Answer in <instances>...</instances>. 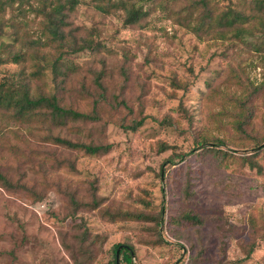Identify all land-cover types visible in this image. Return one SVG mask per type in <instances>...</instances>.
Masks as SVG:
<instances>
[{
  "label": "rangeland",
  "instance_id": "1",
  "mask_svg": "<svg viewBox=\"0 0 264 264\" xmlns=\"http://www.w3.org/2000/svg\"><path fill=\"white\" fill-rule=\"evenodd\" d=\"M114 1L81 0L70 18L102 48L69 53L59 96L91 115L101 95L97 118L52 131L105 153L42 142L47 128L0 111V173L12 184H0V264H74L84 250L79 264H113L118 243L131 264H264V149L253 151L264 140V27L217 26L229 2L252 15L251 0H138L146 15L134 26L96 17ZM208 12L215 20L200 25ZM20 68L1 66L0 78Z\"/></svg>",
  "mask_w": 264,
  "mask_h": 264
},
{
  "label": "trees",
  "instance_id": "2",
  "mask_svg": "<svg viewBox=\"0 0 264 264\" xmlns=\"http://www.w3.org/2000/svg\"><path fill=\"white\" fill-rule=\"evenodd\" d=\"M137 2L138 0H117L112 3L108 2L110 4L108 8L100 5L93 8L98 10L96 16L98 18L104 14L116 12L117 14L114 15L121 19L123 26H134L146 15L141 11ZM80 3L81 0H0V67L6 64L21 66L18 71L11 70L0 78V111L9 113L8 117L15 123L21 125L39 123L43 129L47 128L46 134L40 137L42 142H50L55 147L66 151L97 155L105 153L109 146L73 142L65 137L52 134L54 129H61L69 124L78 128L86 122L95 120L97 118L95 110L98 111L99 104L103 102L101 95L98 99L94 98L92 114L87 115L62 104L63 99L59 96L61 91H66L69 74L73 73L74 66L68 59L69 53L83 50L97 52L102 48L100 42L94 43L74 34L77 31L72 28L70 18L75 15ZM250 4L248 9L253 11L252 15L244 13L245 9H238L229 2L224 13L219 16L220 21L217 26L224 27L225 31L235 32L234 36L243 33L245 31L243 25L249 24L254 18L260 20V25L264 27V0H251ZM28 14L33 15L37 27L33 38L30 37V39L28 33L25 36L21 32L28 20ZM213 18L212 13L208 12L200 17L198 23L201 25L204 20ZM8 30L10 33L6 35ZM244 35L248 36V33L245 31ZM4 38L7 42L3 41ZM28 52L31 53L29 59L33 60V63L30 70L26 71L25 63ZM46 76L49 77L47 84L45 83ZM94 84L101 88L97 80ZM83 92L88 94L85 89ZM135 127L129 128L134 130ZM214 143H220V141L215 140ZM195 145L196 147L216 146L209 145L207 141H199ZM165 149L167 146L161 145L158 152ZM263 149L264 140L260 144H255L253 151L256 154ZM183 156L180 155V158ZM166 162L172 164V161L167 160ZM54 164H57L55 166L57 169L63 167L61 161H55ZM249 164L252 165L250 162ZM4 176L0 173V184L4 189L10 190L12 184ZM185 218L187 221H194L188 216ZM84 240L85 234H82L79 243ZM79 254L84 256L86 250ZM80 255L73 257L74 264H79ZM112 255L113 264L116 263L118 257L123 264H131L132 248L124 244H115L112 247Z\"/></svg>",
  "mask_w": 264,
  "mask_h": 264
},
{
  "label": "water",
  "instance_id": "3",
  "mask_svg": "<svg viewBox=\"0 0 264 264\" xmlns=\"http://www.w3.org/2000/svg\"><path fill=\"white\" fill-rule=\"evenodd\" d=\"M116 259H117V253H116ZM115 264H117V261H116V263Z\"/></svg>",
  "mask_w": 264,
  "mask_h": 264
}]
</instances>
